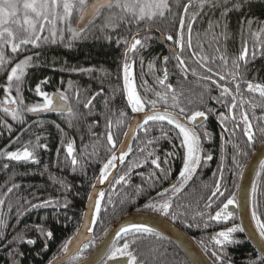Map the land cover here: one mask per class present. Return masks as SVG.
Listing matches in <instances>:
<instances>
[{"label":"trees","instance_id":"trees-1","mask_svg":"<svg viewBox=\"0 0 264 264\" xmlns=\"http://www.w3.org/2000/svg\"><path fill=\"white\" fill-rule=\"evenodd\" d=\"M186 2V0H185ZM193 8L191 11H196ZM175 11V9H174ZM220 17V9L209 10L205 8L204 12L197 18L193 25V45L197 40L203 43L204 52L203 54L209 56H217L224 54L228 59L227 69H224L225 74L227 71L232 69L231 60L232 58L239 55L242 49V40H247L249 46L252 45L253 37L248 33L247 25L244 23L245 19H251L254 22L253 31L260 25H264V0H251L250 6L246 7L243 13L233 11L228 16V39L224 40L220 37L219 43L217 44L212 39V33L205 32L209 28V21L215 20ZM176 23H172L173 17L169 16L167 20L155 19L150 28L145 23L139 25L140 37L142 38L144 32L154 29L166 27V29L160 30V33L167 37L169 34L173 35L176 41L179 36L178 32V17L175 18ZM104 23L103 17L98 18L95 24L92 25L86 33L84 38L76 39L72 46H67V41L71 40L69 34L65 33L66 40L64 43L56 44H43L40 47L27 46V50L15 57L16 60L24 58L26 55L32 53H39V57H34L33 65L25 70L24 82L21 89V95L24 103L28 106L37 103H43V98L35 92V86L37 83L47 80V84H42V90L48 92L50 95L55 92H64L69 97V103L72 108L73 115L57 114L52 113L44 116L43 118H31L29 113H24V123H18L13 121L10 116H5L0 106V118L6 119L9 124L12 125L13 131L9 134L7 131H3L0 135V147L5 146V143L9 138L15 140L19 137V141L15 144V148L21 147L27 141H35L37 137L40 138L41 144H47L48 148L38 149L37 158L39 163L32 165L30 172V185L28 183L25 173L26 162H15L12 165L10 174L15 173L14 182L20 186H26V189L20 190L15 193L14 201L15 205H23L24 195L29 196V200L38 202L39 200L51 199L54 202L59 201L61 204L65 201H70L67 208L57 206L55 203L52 206L46 207L45 211L35 212L28 225L43 224L48 230L53 232L54 242L49 243L50 239L45 240L44 237L40 236L39 233H26V239H37V243L34 247H28L26 243L20 245V251L25 250L26 261L24 264H49V261H53L56 258V254L61 252L62 245L65 241L73 238L78 232L83 213L85 211L86 202L89 196V191L93 180H96L98 176V170L94 169L93 173L87 175H80L79 177L74 175V171L71 164H65L68 160L66 154L67 142L72 141L74 143V131L75 121L93 119L94 121L104 122L105 126H84L86 131L85 139L91 140V136H96L98 128L106 130L108 132L107 121L112 120L111 131L113 133L115 141L117 137H121L128 127L129 122L133 117L131 112V106L127 103V93L124 89L123 71L122 65L124 62L123 53L126 50V45L123 40L118 44V38L131 39L132 35L137 32L136 25L120 24L116 31H112L111 28L102 30L101 25ZM75 26V25H74ZM217 34L219 29L214 30ZM187 29L185 28V34ZM243 32V38H242ZM197 33L200 35L197 36ZM111 36V40L107 37ZM150 38L144 41L145 47L139 48L138 51L131 54L129 63H132V72L134 77V84L141 95V97L147 96L149 99H156L155 92H165L166 87L159 85L157 78L163 77V68L167 67L168 70V84L173 86V89L179 95V101L181 106L189 107L192 110L199 108L201 110V104L199 102V94L202 92L204 86L200 84L198 80H195L194 76L189 72L187 78H185L181 69L177 68V60L173 55L163 46L157 36L148 35ZM176 46V44L174 43ZM220 47L221 52H215V48ZM179 48V47H178ZM198 51V49H197ZM7 55L12 56L13 54L8 50ZM167 56L168 62L165 65L163 57ZM183 58L186 60L189 68L195 67L198 74L201 73L202 69L196 64L189 56L187 48L183 50ZM134 62V63H133ZM152 64L153 67H149ZM222 65V61H218L215 65H211L214 68ZM250 69L247 73L246 79L249 81L256 77L254 82L264 83V56L257 55L255 60H252L248 65ZM80 69H92V71H81ZM244 66L241 62L240 71L243 72ZM155 75L156 77H154ZM146 82V83H145ZM6 83V74H0V101L4 99L5 93L3 92V86ZM225 83V81H224ZM228 87H233L231 84ZM103 87V92L97 95L92 101L89 107H85L87 101ZM212 91L211 96L216 95L215 88L208 86ZM246 85L243 89L245 92ZM79 93L77 99L76 93ZM12 95L15 96V89L12 91ZM247 96V95H245ZM192 100V105L188 104V101ZM253 100L254 104H264L263 99L260 98L259 93H254ZM171 93H169L168 105H165L163 101L158 102L157 108L163 111L166 107L169 111H176L170 107ZM149 110V106H146ZM127 113L126 117L121 118L119 116L120 111ZM257 117L264 115V109L257 107L254 109ZM123 120L122 124H118V120ZM263 121H255L254 126L262 128ZM59 125V128L57 127ZM256 129L255 142L251 146V149L247 150V154H238L237 152L232 153V156H236L242 168H237L233 163L230 155H223L222 150H218L210 161L212 166L218 165L224 166L223 177L221 181L222 190L227 188V195L231 196L233 193L236 194L237 186L241 173L249 162L252 154L258 148V146L264 141V131ZM121 133V135H119ZM261 136L259 137V134ZM107 133L104 135H98L97 142H94L95 147H100V150L95 149L93 151V157L95 162H105L106 158H110L111 153L105 157V160H100V156L103 154V148L106 146ZM147 138L154 139L155 135L148 133L147 135L139 133L132 143L133 151L128 155L126 162L123 166L122 173L128 171V165L134 160H144V156L148 151H155L156 155L161 157V166L165 167L162 158L168 152H176L177 155L170 157L171 162H175L176 157L180 158L181 150L177 149V144L171 145V148L160 150L158 153L156 148L158 146H165L162 142L157 143L154 141L152 145H146ZM170 139V138H169ZM118 141V140H117ZM169 142V141H164ZM175 143V142H173ZM144 148V152H140L139 149ZM213 152V151H212ZM214 153V152H213ZM230 156V157H228ZM66 160V161H65ZM25 163V164H24ZM150 160L145 163L143 169L149 170L152 168ZM44 169V172L43 170ZM45 169H47L45 171ZM91 169V168H89ZM137 169V168H133ZM208 169H200L199 176L191 184L189 191L186 195L181 196L180 200L173 203V212L185 213V215H179V218L173 220L171 216L167 218L173 220L175 226L186 233L196 245H198L203 253L205 254L208 261L213 264V257H211V251L213 249L211 243V237L221 231V224L217 221H209V227H203L204 220L207 219L205 216L201 219L196 216V220L193 221L192 217L196 215L198 211L214 212L217 210L216 205H212L211 209H205V203L207 202L208 196L214 190V184L219 179L221 174V167L218 169L217 174L213 177L212 174L208 175ZM45 175L44 177L42 174ZM260 175L255 179L256 192L252 194V209L254 205L259 204L258 212L264 213V171L259 170ZM33 174H39L40 177H36ZM117 176V178L119 177ZM51 177V178H50ZM63 181L69 186L66 191L61 186L59 181ZM89 180V183H87ZM162 178L158 180H149L144 174L140 177H134L130 175L128 184H124L122 187H117L114 191L111 190L112 203L109 204L106 199L103 207L101 208L100 216L97 220L94 230V244L90 248L85 250V254L90 255L97 247L98 243L102 240L105 233L113 225V223L119 218L129 213L143 212V213H155L161 214L152 208L147 207L149 203L156 200L158 193L162 192L165 184L162 185ZM158 185H162L160 189L155 188ZM141 189L137 191V188ZM25 191V192H24ZM29 194V195H28ZM108 195V196H109ZM213 204V203H212ZM222 202L220 203V205ZM34 211V209H33ZM36 211V210H35ZM159 212V213H158ZM163 216V214H161ZM255 222V221H254ZM195 223H200V227H196ZM189 224H193L192 227H188ZM22 226L14 225V234L22 230ZM237 234V235H236ZM128 239L132 238V234H129ZM235 239L241 241L239 244H235L231 247H226L228 261L231 264H253L254 261H258L260 257L246 239L241 235V232L235 233ZM203 241V245L201 244ZM7 240L3 241L6 243ZM123 239H118L116 244L120 246L123 244ZM3 243H0V248L3 247ZM47 246V252L43 253V250ZM207 246V252L205 251ZM58 251H54V249ZM132 250L136 252L141 258L148 257L149 264H189L188 260L182 255L180 250L172 244L169 240L155 235L143 236L136 245L132 247ZM154 250H158L160 253H166L162 258V261H152L151 257L154 254ZM35 254L39 256L36 260ZM158 254V253H157ZM83 259L79 260L82 261ZM78 262V263H79ZM0 264H6L0 258Z\"/></svg>","mask_w":264,"mask_h":264},{"label":"snow or ice","instance_id":"snow-or-ice-1","mask_svg":"<svg viewBox=\"0 0 264 264\" xmlns=\"http://www.w3.org/2000/svg\"><path fill=\"white\" fill-rule=\"evenodd\" d=\"M251 0H0V74H6V83L3 86V92L5 93L4 99L0 101V106L5 116H10L13 121L18 123H24V113H38V112H55L64 113L67 112L69 115H73L72 108L69 103V97L64 92H57L50 95L48 92L43 91L41 85L47 84V80L41 81L36 84L35 92L43 98V103L33 104L28 106L24 103L21 95V89L23 85V78L25 77V70L33 65L34 57L38 58L39 53H32L24 56V58L16 60L15 57L27 50V46L40 47L43 44H56L64 43L66 40L65 33L69 34L71 40L67 41V46L71 47L73 42L78 38H84L87 30L95 24V21L103 17L104 23L101 25V29H109L114 32L120 24L136 25L137 32L132 35L131 39L118 38L117 43L121 40L126 45V50L123 53L124 62L122 65L124 89L127 93V103L131 106V112L134 114L143 113L142 116L137 118L133 117V121L136 124V128L142 130L145 135L151 130L149 126L150 122L162 123L167 122L168 125H174V129H178V138L180 140V147L184 150L182 159V167L179 170L178 178L179 183H173L171 186V192L173 196L181 193L185 186L193 179L196 175L197 170L202 167V161H211L213 159L212 154L204 153L203 143L201 140V133L197 132V128L202 129V134L205 138L210 137V133L207 130H203V121L207 119V112L200 110L199 108L192 110L189 107L181 106L179 101V95L173 89V86L168 80L167 67L163 68V77L157 78L159 85L165 86V92H155L156 99H149L147 96L141 97L138 93L132 72V63H129L131 54L138 51L139 48L145 47L144 41L149 39L147 32L141 38L139 25L145 23L150 28L151 23L159 18L161 20H167L169 16L173 17L172 23H176V17H178V32L180 39L174 41L179 47L180 52L172 50L173 57L177 60L176 67L181 69L185 78H187L190 72L193 76H196L198 80L211 81L220 92L218 97L210 96L211 89L206 88L204 92L199 94V102H204L205 94L215 100L217 103H224V107L228 108L229 112L238 107L241 109L240 116L245 125L244 135L247 137L249 145L255 141V133L253 131V125L249 119L248 113L243 111L245 103H250L243 98L241 92V85L245 84L246 89L250 93H259L261 99H264V83L254 82L256 77H253L252 81L246 79L247 73L250 70L248 65L252 60H255L257 55L264 56V25L257 27L253 31L254 22L251 19H245V24L248 28V33L253 37L251 48L247 40H242V49L236 57L232 58L231 64L232 69L227 71L225 74L224 69H227L228 57L224 54L212 56L211 58L205 54L203 43L197 40L195 49L193 45V25L197 18L204 12L205 8L209 10L220 9V17L215 20L209 21V28L205 32L212 33V39L217 44L219 43L220 37L224 40L228 39V16L233 11L243 13L246 7H249ZM193 8L196 11H191ZM175 9V11H174ZM75 25V26H74ZM185 28L187 29V36L185 37ZM219 29L217 34L214 30ZM200 34L197 33V36ZM243 38V32H242ZM111 40V36L107 37ZM168 41H173V35L167 36ZM185 47L190 50V55L195 58L194 62L204 70L206 74H198L195 67L189 68L186 60L183 58L182 53ZM198 49V51H197ZM8 50L13 54L12 56L7 55ZM215 52L220 53V47L215 48ZM168 57H163V62L166 65ZM222 61V65L214 68L211 65H215L216 60ZM241 62H243L244 71L241 72ZM134 63V62H133ZM149 67H153L152 64ZM81 71H92V69H80ZM219 81H225L224 84H219ZM146 83V82H145ZM234 85L235 91L227 85ZM15 89L16 95H12V91ZM103 92V87L100 91L95 93L85 104V107H89L92 101L97 95ZM169 93H171V105L176 111H169L166 107L163 111L157 108V104L163 101L165 105H168ZM77 99L79 93H76ZM231 97V103H227V99ZM193 101L189 100L188 104L192 105ZM149 106V110L145 111V107ZM253 110L257 107L264 109V104H251ZM211 112L212 109H208ZM127 113L124 111L119 112L121 118L126 117ZM222 120H227L229 117L221 113ZM183 118V119H182ZM235 120V116L231 117ZM253 119L258 121H264V115L257 117L255 111H253ZM142 121V122H141ZM118 124H122L123 120H118ZM109 131L107 132L106 139L108 145H110L109 151L111 153L110 158L103 163V166L99 169V175L96 177L98 183L103 184L109 180V177L113 175L112 169L117 167V161L124 163L126 157L133 151L131 145L121 144L118 149L119 155H117L116 141L113 133L110 130L112 126V120L107 121ZM59 128V125H57ZM3 131H7L9 134L12 133V125L7 122L6 119L0 118V135ZM225 131H228L225 128ZM264 131V129H261ZM127 136L128 133H125ZM162 135L166 136V133ZM159 140L160 138H154ZM154 139H149L146 145H152ZM19 141V137L15 140H10L9 144L3 149H0V158H3L7 162L0 165L3 169L9 168V162H34L39 163L37 158L38 149H47V144H41L40 138L37 137L33 142L31 140L24 143L21 147L15 150H8ZM175 148V145L173 146ZM238 147V146H237ZM126 149V150H125ZM140 152H144V148L139 149ZM67 156L71 158V165L73 171L76 170L77 166L80 165L79 159L74 155L75 149L73 142H67L66 146ZM203 153V155H202ZM176 152H168L165 154L163 164L168 165L170 163L169 158L177 155ZM239 154V153H238ZM150 160L151 165L156 170H159L160 177H157L156 171L153 170L149 173V180H158L161 177L167 179L171 175V167L164 168L161 166V157L155 154V151H148L144 156V160H134L128 165V171L118 178H115V185L128 184L130 179V173L133 168L143 167L145 163ZM233 163L237 168H242L237 157L234 155ZM47 169H45L46 171ZM261 170L264 171V162L261 163ZM43 174V173H41ZM15 173L6 181L3 185H0V242L7 240L3 243V248L7 251V258L9 264H21V257L24 253L20 251L21 244L35 245L37 239H26V233L30 231H36L40 236L44 237L45 240L53 237V232L48 230L43 224L37 225H25V228L16 232L12 235L11 239H7V230L10 227L9 219L10 214L13 211V203L10 198V194L14 193V190H18L21 186L14 182ZM216 175L215 173L213 174ZM259 176L260 173H257ZM51 178V177H50ZM224 179L222 171L219 179L215 181L214 190L211 195L208 196L207 202L205 203V209H211L213 199L219 194L223 197L227 188L221 191V181ZM61 186L67 191V186L62 180L59 181ZM97 184L93 183L91 188L93 194H89L88 200L90 207L94 209V214L91 216L89 222L84 225L88 232L93 231V226L97 223V220L101 213L102 201L105 198V193L100 191L95 194ZM141 189L137 188V191ZM256 185L253 184L252 193L255 194ZM169 193V189H165L163 192L158 193V196L162 198V202H152L146 205L149 208L158 210L164 216H171L173 220L179 218V215H185V213L173 212L172 199H163ZM107 202L112 203L111 195L108 196ZM57 206L67 208L70 201H65L61 204L59 201L54 202L51 199L39 200L33 202L31 200H24V204L15 205L16 208V223L19 224L21 217L31 211L41 207H49L53 204ZM239 206L236 194L233 193L231 196L226 198V202L222 203V206H218L217 210L213 213L198 211L196 215L192 217V220H196V216L204 220L203 227H209V221H229L234 219L235 213L229 210V206ZM5 207L7 211H5ZM259 204L254 205L252 209V219L255 221L256 230L259 234L260 240L264 242V213L258 212ZM87 216V213L85 214ZM193 224H189L188 227H192ZM196 227H200V223H195ZM244 228L239 224L226 227L225 229L216 233L211 237V243L213 249L211 251V257H213V264H225L227 259V253L225 251L229 244H239L241 241L234 238V234L243 232ZM129 234H132V238L128 239ZM159 236L160 233L153 227L147 224H130L121 227L117 233V237L123 239V244L117 246L114 241L113 244L108 248L104 254V258L99 261V264H109V261L116 260L117 257H127L126 264H149V258H141L132 250V247L137 242L147 235ZM79 236V230H78ZM80 240L77 238L69 239L62 245L61 255L58 258H54V261H49V264H65V259L70 255L69 245L75 241V254L70 255V259L67 260V264H78L79 260L83 259L88 261V257L85 254V250L93 246L94 240L91 237ZM203 241L201 244L203 245ZM46 247V244H45ZM207 252V246H205ZM261 256L258 261H254L253 264H264V243H261L260 247ZM158 253V254H157ZM166 253H160L158 250H154V254L151 257L152 261H162V258ZM88 264H95L94 261L88 262ZM189 264H200L199 260H192ZM231 264V261H228Z\"/></svg>","mask_w":264,"mask_h":264},{"label":"flooded vegetation","instance_id":"flooded-vegetation-1","mask_svg":"<svg viewBox=\"0 0 264 264\" xmlns=\"http://www.w3.org/2000/svg\"><path fill=\"white\" fill-rule=\"evenodd\" d=\"M162 29L165 30L166 27H162ZM162 29L156 27V28L150 29V30H148L146 32H147L148 35L157 36L159 38L160 42L163 44V46H165V48H167V50L171 54H172V50L173 49L175 51H177V52H180V49L178 48V46L174 45V41H168L167 37L163 36L160 33V30H162ZM146 32H144L143 34H145ZM159 34L165 39V42H162V40L160 39ZM186 36H187V32L185 34V37ZM179 39H180V36H178L176 40H179ZM249 47L251 48V46H249ZM188 52H189L190 58H192V60L194 61L195 58L190 55V50H188ZM218 61H219V59L216 60V62H218ZM200 74H206V73H204V70L202 69ZM153 76L156 77L155 75H153ZM194 78H195V80H198L196 76H194ZM215 79H217L219 84H224V81H219L218 78H215ZM198 81L200 82V84L202 86H204L202 92H204L205 89L208 86H211V87L216 89V91H214L216 93V95H213L212 97H218L220 95L219 89L215 85H213L211 83V81H202V80H198ZM166 84H168V80L166 81ZM232 86L233 87H231V89L234 92L235 91L234 85H232ZM244 87H245V84H242L241 85V92L243 94V98L246 101L251 102V104H254L255 103V101L253 100L254 93L248 92L247 89L244 92L243 91ZM55 93H57V92H55ZM210 93L212 94V91ZM211 94H210V96H211ZM245 95H247V96H245ZM227 103H229V104L231 103V97H229L227 99ZM263 103H264V99H263ZM200 104H201V110H204V111L207 112V119L203 121V130H207L210 133V137L209 138H205L203 136V134H202V129L197 128V132L201 133V140H202V143H203L204 153H209L210 152L212 154V156H215L214 154L218 150H222L223 151L222 152L223 155H230L231 154V157H233L232 153H235V152L239 153L240 155L241 154L246 155L247 154V150H249V148L251 149V146L254 143L249 145L248 142H247V137L244 135L245 125H244V123H243V121L241 119V116H240L241 109L238 107L237 109H234L231 112H229L228 108L224 107V103L223 102L217 103L215 100L211 99L209 97V95H207V94H205V96H204V102L200 103ZM251 104L250 103H245L243 111H246L248 113L249 119H250V121H251V123L253 125V131L255 133V131H256V129H258L257 127H259V125L257 127L254 126L256 119H253V111L254 110L251 107ZM89 108H90V105H89ZM208 109H212V111L208 112L207 111ZM145 111H148L146 107H145ZM38 113H40V112H38ZM221 113H224V115L229 117V118L227 120H222L221 115H220ZM32 114H34V113H29L30 117L31 118H35V119L43 118L44 116L48 115V114H44V115L39 116V117H34V116H32ZM49 114H52V113H49ZM57 114H67V113H57ZM142 114L143 113H140L139 115H142ZM135 115L136 114L133 113V117ZM233 116H235V120L231 119V117H233ZM74 123H75V131H74V140L75 141L73 143V147L75 149L74 155L79 159L80 165L83 166L82 168L80 166H77L76 170L74 171L75 172L74 175L79 177L80 175L91 174V173H93L94 169L98 170V175H99V169L103 166L104 162H102V163L101 162H95L94 157H93V151L95 149L100 150V147L98 146L96 148L95 145H94V142L95 141L97 142L98 135H102V134L105 135L107 133V131L98 128V130L96 131V133H97L96 136H91V131L87 130V132H90V137H91V140H92V141H90V140L85 139L86 131L84 130L85 129L84 126H93V125H95V126H100V125L105 126V123L104 122L94 121L93 119H88V120H85V121L84 120L75 121ZM130 123H131V121L129 122L128 127H129ZM128 127H127L126 131L124 133H122V136L120 138L117 137V140H118V141L116 140V149H117V151H118V149L120 148L121 144L124 141L125 133L127 132ZM148 127H150V129H151L149 131L150 134H154L155 138H157V137L160 138L159 140H155L154 139V141L157 142V143H161L162 142L165 145V146H161V147L158 146L156 148V151L158 153L160 152V150L163 149V151H164L165 149L171 148V145H176V144H177L176 150L179 149V150L182 151V153H180V155H179L180 158L176 157V159H174L175 162H171L170 161V163L168 165H165L166 168L167 167H171L172 171H171V175H169L167 179H164V178L161 177L163 179L161 184L162 185H164V184L166 185V186H164L162 192L165 189H169L168 195L166 197H164L163 199L171 198L172 199V204L175 201L180 200L181 196L187 194L191 184L199 176L200 169L203 168L204 166H205V168L208 169L207 170L208 171V175L212 174V176L214 177L213 174L214 173L217 174L218 169L220 167H221V171H222V174H223L224 166L218 165V163H216V166L214 167V166H212L210 161H206V162L202 161V167L197 170V173L193 177V179L191 181H189V183L185 186V188L183 189V191L181 193L173 196V194L171 192V186H172L173 183H179L178 173H179V170L182 167V159H181V157H182L183 151H184L180 147V140L182 139V137L178 138V131L179 130L178 129L173 130L174 129V125H168L166 121H164L162 123L150 122ZM225 128H227L228 131H225ZM260 129H264V121L262 122V128H261V126L259 127V130ZM162 130H163V133H166V136L162 135ZM108 131H109V128H108ZM139 133L145 134L142 130L137 129L136 136L139 135ZM258 134H259V137H260L261 133H258ZM119 135H121V133ZM255 136H256V133H255ZM149 139L150 138H147L146 140H149ZM10 140H13V139L9 138V140L4 142L5 146L9 144ZM166 140L169 141V142L168 143L164 142ZM103 141H106V146L103 148V154L100 156V160H103V159L105 160V157L108 156L109 152H110L109 151L110 145H108L107 139L105 137L103 138ZM173 142H175V143H173ZM132 143H133V141H132ZM132 143H131V147H132ZM5 146H1L0 149H3ZM15 149H16L15 145H13L8 150H15ZM202 155H203V153H202ZM66 156H67V154H66ZM128 157H126V159ZM228 157H230V156H228ZM67 158H68V160L67 161L65 160L66 162H64V163L65 164H69V163L71 164V158L68 157V156H67ZM126 159H125L124 163L122 164V167H121L119 173L117 174V176H119V174H121L123 166H124V164L126 162ZM163 159L164 158H162V160ZM106 160H107V158H106ZM169 160H172V159H169ZM5 162H7V161L4 160L3 158H0V165H2ZM14 163H15V161L9 162V168L6 169V170L3 169L2 167H0V185H3L12 176L10 174V172H11L12 165ZM26 163L27 164L25 166V173H27V174H26L25 178H27L28 183L26 184V186H28V185H30V183H29L30 182V177H31L30 172H33V170L31 169L32 168L31 166L32 165L39 166V165H35L36 163H34V162H26ZM71 167H72V165H71ZM89 168H91V169H89ZM42 170L44 172V169H42ZM153 170L156 171L157 177H160L159 170H156L154 168V166H152V168H150L149 170L143 169V168L132 169L130 175H134V177L138 178V177H140L141 174H144L146 177H148L149 173L151 171H153ZM33 175L36 176V177H40L41 176L39 174H33ZM122 175H123V173H122ZM42 176L44 177L45 175L42 174ZM117 176H116V178H117ZM87 181H88L87 183H89V180H87ZM96 181L97 180H93L91 182L93 184V183H96ZM114 181H115V179H114ZM114 181L112 182L110 188L108 189V191H107V193L105 195L104 200L102 201V207H103L106 199H108V195H109L110 191L111 190L114 191L117 187H122L124 185V184L115 185ZM26 186L25 185L21 186L18 190H14L13 194H10V198H11V201H12L14 207H13L12 213L10 214V219H9L10 227L7 230V239H11L12 235H14V225L17 224L16 223V208H15V201H14L15 193L19 192L20 190L26 189ZM161 186L158 185L155 189L158 190V189L161 188ZM237 189H238V186H237ZM92 190L93 189L91 188L90 191H89V194H91ZM221 191H223L222 187H221ZM227 197H229V196L227 195L226 191H225L223 197H221V196H219V194H217V196L213 199V204L212 205H216L217 207L218 206H222V204L220 205V203L221 202L222 203L226 202V198ZM236 197H237V200H238V192H237V190H236ZM24 200H29V196L27 197L26 195H24ZM87 201H88V199H87ZM154 202L160 203V202H162V198L157 195L156 196V200ZM23 204H24V202H23ZM86 204H87V202H86ZM45 208L46 207L37 208V209H34V211L32 209L31 211L25 213L21 217L20 223L18 225L22 226L21 228L24 229L25 225H28V223L30 222L31 216L35 212H37L39 210L40 211H45ZM234 208H235V206H233V205L229 206V210L232 211V212H233ZM5 211H7L6 207H5ZM156 211H158V210H156ZM234 213H235L234 219H231L229 221H219L220 224H221V230L225 229L226 227L233 226L234 224H239L240 225L238 213L237 212H234ZM148 214H152V213H148ZM153 214L154 215H158L160 217H163L166 220H168L169 222H171L172 224H174V222H172L173 220L167 218V216H164V215L162 216L161 214H155V213H153ZM33 232H36V231H30V232H27V233H33ZM241 235H242V237L244 239H246L242 232H241ZM234 238H235V234H234ZM53 240H54L53 237L50 238L49 243L52 244L54 242ZM0 243H3V242H0ZM193 243H194V241H193ZM26 245L28 247H30V246L34 247V245H28V244H26ZM233 245H235V243L234 244H229L227 246L231 247ZM196 246L202 252V254L205 256V254L203 253L201 248L198 245H196ZM47 250L48 249H47V246H46V248L43 250V253L47 252ZM54 251H58V250L55 248ZM23 253H24V256L20 258L21 259V264H24V262L26 261L25 250L23 251ZM60 254H62V252L58 251V253L56 254V258ZM90 255H88L87 257H89ZM0 258L2 259L3 262H6V264H9V261H8V258H7V251L3 247L0 248ZM35 258H36V260H38L39 256L37 254H35ZM123 258H127V257H117L116 260H120V259H123ZM109 262H111V261H109Z\"/></svg>","mask_w":264,"mask_h":264},{"label":"water","instance_id":"water-1","mask_svg":"<svg viewBox=\"0 0 264 264\" xmlns=\"http://www.w3.org/2000/svg\"><path fill=\"white\" fill-rule=\"evenodd\" d=\"M160 39L162 42H165V39L159 34ZM55 113V112H40L34 113L32 116L39 117L44 114ZM67 113V112H64ZM143 115V114H142ZM142 115H135L137 118ZM142 122V121H141ZM137 128L136 124L131 120V123L128 127L125 135L123 144L131 145L132 141L136 136ZM126 150V149H125ZM117 155L119 152L117 151ZM264 162V141L258 146L255 152L252 154L249 162L244 167L239 184H238V201L239 206H235L233 212H237L239 216L240 225L244 228L242 232L245 238L247 239L248 243L254 249V251L261 256V243H264L260 240L259 234L256 230L255 222L252 219V187L255 184V179L257 177V173L261 169V163ZM117 167L112 169L113 175L109 177L108 181H105L103 184H100L96 181L97 187L95 190V194H98L100 191H103L105 194L107 193L108 189L110 188L112 182L116 178L117 174L119 173L122 164L119 161L116 162ZM93 194V190L91 192ZM87 213V216L85 215ZM94 214V209L90 207L89 200L87 201L85 211L83 213L82 222L79 228V236L78 232L73 238H77L80 240H84L87 242L85 238L91 237L94 239V230L95 225L93 226V231L88 232L87 229L84 227ZM147 224L150 227L155 228L159 233L160 236L169 240L172 244H174L182 253V255L188 260V262L192 260H199L200 264H211L206 257L202 254V252L198 249V247L193 243V241L179 228H177L174 224L169 222L163 217L154 214H148L143 212H135L129 213L124 215L123 217L116 220L113 225L108 229L105 233L102 240L98 243L97 247L88 257V261H81L78 264H88V262L94 261L95 264H99V261L104 258L105 252H107L108 248L113 244V242H117L119 239L117 237V233L120 231L121 227L127 226L130 224ZM71 238V239H73ZM70 255L75 254V241L73 244L69 245ZM63 254H60V257ZM70 255L66 257L65 264H67V260L70 259ZM57 257V258H58ZM54 261V260H53ZM127 258H123L120 260H114L109 262V264H126Z\"/></svg>","mask_w":264,"mask_h":264},{"label":"rangeland","instance_id":"rangeland-1","mask_svg":"<svg viewBox=\"0 0 264 264\" xmlns=\"http://www.w3.org/2000/svg\"><path fill=\"white\" fill-rule=\"evenodd\" d=\"M137 115V114H136Z\"/></svg>","mask_w":264,"mask_h":264}]
</instances>
